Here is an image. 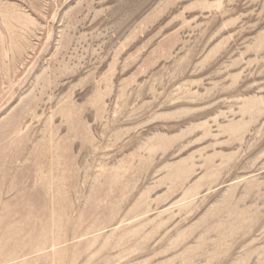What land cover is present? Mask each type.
Returning a JSON list of instances; mask_svg holds the SVG:
<instances>
[{
	"label": "rangeland",
	"instance_id": "1",
	"mask_svg": "<svg viewBox=\"0 0 264 264\" xmlns=\"http://www.w3.org/2000/svg\"><path fill=\"white\" fill-rule=\"evenodd\" d=\"M0 264H264V0H0Z\"/></svg>",
	"mask_w": 264,
	"mask_h": 264
}]
</instances>
